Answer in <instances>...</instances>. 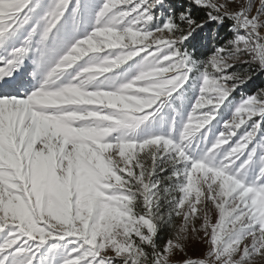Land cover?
<instances>
[{"label":"snow or ice","instance_id":"1","mask_svg":"<svg viewBox=\"0 0 264 264\" xmlns=\"http://www.w3.org/2000/svg\"><path fill=\"white\" fill-rule=\"evenodd\" d=\"M193 2L207 10L205 19H193L189 9L159 22L163 0H105L99 11L95 0H50L43 15V0H0V232H8L0 242L2 264L22 243L17 255L33 264L44 243L66 238L73 247L62 264L264 260V187L240 178L253 163L254 154L241 157L256 133L223 148L250 120L256 127L253 118L264 124V89L238 109L226 134L203 155L190 148V135L211 123L226 101L230 105L228 96L254 74L228 69L237 63L264 69V0ZM93 15L94 28L81 36L80 26ZM225 18L237 36L197 64L185 41L190 44L208 20ZM29 54L46 77L39 90L17 98L25 86L18 70ZM124 65L139 74L122 83L127 74L114 70ZM193 72L203 73L204 91L184 138L138 139L136 130L161 111L164 99L195 82ZM220 88L225 91L218 96ZM251 108L259 112L246 111ZM197 110L211 115L200 117ZM163 161L175 169L166 178L179 188H161L153 179ZM167 171L159 167L160 174ZM166 194L174 204L167 215L160 211ZM165 223L173 235L161 248L157 233ZM241 227L247 233L230 240ZM190 238L205 244L202 257L189 254Z\"/></svg>","mask_w":264,"mask_h":264},{"label":"rangeland","instance_id":"2","mask_svg":"<svg viewBox=\"0 0 264 264\" xmlns=\"http://www.w3.org/2000/svg\"><path fill=\"white\" fill-rule=\"evenodd\" d=\"M190 3H193V0H187ZM105 0H95L97 5V11L102 7ZM75 3V0H73ZM50 4V0H43V7L39 11V15H43L47 10V6ZM171 4L169 0H163V6H158L156 9L157 15L160 16V21L163 22L166 19L164 18L165 9L170 8ZM95 26V16H90L87 18L85 22L80 26V35L83 36L85 33L92 31ZM240 33H243L242 31ZM186 45V41H185ZM11 46V45H10ZM216 53V52H215ZM214 53V54H215ZM0 54H3L2 50H0ZM213 54V55H214ZM211 55L208 60L213 56ZM38 57L35 54H29L28 58L23 61V66L18 70L23 74L25 86L21 87L19 90V96L17 98H24L26 95L31 94L32 91L39 90L40 85L43 83L46 77V71L43 68L38 70V65L36 63ZM137 62H139V58H136ZM207 60V61H208ZM197 64L201 62L195 61ZM117 75H126V78L121 82H128V80L134 79L136 75L139 74L138 68H132L129 70V65L121 66L119 69L114 70ZM229 72H239L245 73L249 72L247 68H244L242 63H237L233 68L228 69ZM37 72L36 76H33L32 73ZM15 75V73H14ZM193 76L196 77L195 82L189 80L180 91L175 93L173 96L164 99L163 106L161 111L150 121L145 122L144 125H141L135 132V135L138 139L143 140L147 138H151L154 136H163L164 138L171 139L173 143H178L184 138V133L187 129L189 121L192 117L193 110L195 109L196 102L203 95L204 91V76L203 73L193 72ZM209 79H213L209 77ZM245 88V83H241L229 96L228 101H231V104L228 105L227 101L225 102L226 106L219 107V113L215 115V118L209 124H205L203 128L199 131H196L190 135V148L192 152L197 155H203L202 149H205V146L211 147V145L215 144L221 135L226 134L225 125L229 120L233 119L236 115V112L240 107L246 103L249 99L255 96L253 95H245L241 99L233 98L234 92H239L242 94V90ZM225 90L220 88L217 90V95L219 96ZM207 98V97H205ZM215 106V103L214 105ZM205 107H209L206 105ZM256 111L259 110L255 108L246 109V111ZM197 115L200 117L211 115L208 112H200L197 110ZM257 122V126H253L252 120L247 122L244 126H241L239 130L236 132L234 136L231 137L230 142L223 145L224 149L231 150L232 147H235L242 139L247 135V133L251 130L256 133L255 137L248 144V150L241 157V161L249 158L250 155L254 154L253 163L249 165L247 168L240 173V178L242 182H244L248 186L252 187H264V124L259 123V116L253 118ZM200 122V121H197ZM195 123V122H194ZM225 153L221 151L218 153V159H222ZM191 158V157H190ZM159 167H168V171L164 174L159 173ZM175 169L173 167L168 166V161H163L160 163L157 169V176L153 179H159L162 181L161 188L170 187V188H179V182H173L168 180L166 177L169 176ZM179 195V192L176 193ZM170 196L167 194L162 196L160 199V211L161 213L167 215L170 213L174 207V204L169 203ZM172 220L179 223V219L173 215ZM197 227H199L201 221L197 220ZM163 229L167 235L168 240L173 235V229L169 223H165L160 230ZM159 230V231H160ZM247 233V229L241 227L234 233L230 234L229 239L235 240L240 238L241 236ZM159 235V233H157ZM157 235V236H158ZM8 236V232H0V242L6 240ZM31 243V242H29ZM53 244H58L59 246L55 249L52 248ZM159 247H163L164 244L160 245L157 243ZM25 247L22 243L16 246V249L12 250L9 258L8 264H23V260L27 259V256L17 255V250L19 248ZM73 245L66 238L63 241L49 240L44 243L40 248L39 254L33 264H62V260L65 257V253L67 249L72 248ZM187 249L191 256L193 257H202L205 251V244L199 239L190 238L187 242ZM178 259H182V257H178ZM2 264V262H0ZM210 264H215L214 261H210ZM255 264H264V260L259 257L255 258Z\"/></svg>","mask_w":264,"mask_h":264},{"label":"trees","instance_id":"3","mask_svg":"<svg viewBox=\"0 0 264 264\" xmlns=\"http://www.w3.org/2000/svg\"><path fill=\"white\" fill-rule=\"evenodd\" d=\"M171 7L165 9L164 18L179 17L182 12L191 9V15L193 19H205L208 15L207 10L200 6L190 3L187 0H169ZM234 22L225 18L223 23H218L215 20H208L203 25L202 29H197L193 33L189 40V44L186 41L187 51L191 54L194 61L205 62L213 55L217 48H220L232 41L237 36V31L233 30ZM243 34V33H239ZM244 68H247L249 72H254L250 79L245 83V88L242 90V94L234 92L233 98L241 99L246 94L253 95L261 89H264V69L259 68L258 65L243 64ZM157 236V243L160 245L165 244L168 239L167 233L161 229Z\"/></svg>","mask_w":264,"mask_h":264}]
</instances>
